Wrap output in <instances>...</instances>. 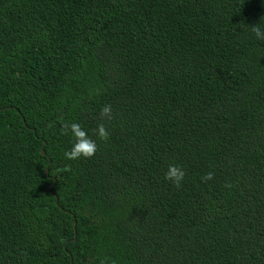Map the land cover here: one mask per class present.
I'll use <instances>...</instances> for the list:
<instances>
[{
  "label": "trees",
  "instance_id": "obj_1",
  "mask_svg": "<svg viewBox=\"0 0 264 264\" xmlns=\"http://www.w3.org/2000/svg\"><path fill=\"white\" fill-rule=\"evenodd\" d=\"M253 24L264 0H0V264H264Z\"/></svg>",
  "mask_w": 264,
  "mask_h": 264
},
{
  "label": "clouds",
  "instance_id": "obj_2",
  "mask_svg": "<svg viewBox=\"0 0 264 264\" xmlns=\"http://www.w3.org/2000/svg\"><path fill=\"white\" fill-rule=\"evenodd\" d=\"M251 31L255 34V36L258 39H264V31L261 30V28L253 24ZM101 118L104 119H111L112 114H111V105H105L101 109ZM53 125L49 124V127H52ZM95 134L98 136L99 139L101 140H107L109 137V132L105 128L104 124H98L97 128L94 130ZM69 132H71L72 137H73V143L71 145V148L69 150H66L64 152V156L67 159L75 160L79 159L81 157L84 158H91L92 156L95 155L97 151V144L95 140H93L88 133L82 129L81 125L79 123H65L61 125V133L64 135H67ZM67 166L63 168H58L57 172H65L69 171ZM185 176V171L183 168H181L178 165L170 164L165 172L164 178L166 180L171 181L175 187L179 188L181 186V181L183 180ZM213 178V173L208 172L206 173L203 177L202 180L207 181L211 180ZM230 184H226L225 187H230ZM105 259H101L99 261V264H106ZM112 264H115L113 261Z\"/></svg>",
  "mask_w": 264,
  "mask_h": 264
},
{
  "label": "water",
  "instance_id": "obj_3",
  "mask_svg": "<svg viewBox=\"0 0 264 264\" xmlns=\"http://www.w3.org/2000/svg\"><path fill=\"white\" fill-rule=\"evenodd\" d=\"M40 153L43 154V150L42 149H40ZM45 173H46V171H45Z\"/></svg>",
  "mask_w": 264,
  "mask_h": 264
}]
</instances>
